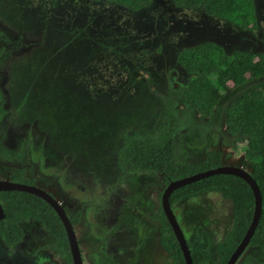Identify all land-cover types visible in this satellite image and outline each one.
Instances as JSON below:
<instances>
[{"label":"rangeland","instance_id":"obj_1","mask_svg":"<svg viewBox=\"0 0 264 264\" xmlns=\"http://www.w3.org/2000/svg\"><path fill=\"white\" fill-rule=\"evenodd\" d=\"M254 2L259 27L252 33L208 16L202 8L178 7L174 0H155L149 8L139 11L108 0H0V21L8 25L0 27V53L7 54L19 48L14 42V29L27 30L35 38H41L40 47L14 62L10 72V100L13 106L20 108L18 124L35 126L37 123L44 134L49 132L52 141L46 144L44 134L24 138L26 135L21 129L8 127L9 118L5 122L0 119L1 127L12 135L8 139L17 144L16 151L0 150V158L12 165L32 161L31 165L40 167L44 173L54 177L68 174L71 181L92 177L96 187L90 197L75 191L69 182H62L71 194L65 202L81 212L85 209V224H91L88 206L100 200L95 192L100 184L115 182L120 176L118 153L126 136L143 137L149 130L155 128L156 131L159 108L164 103L162 88L167 94L171 93L169 83L174 77L170 74L176 71L169 62L178 51L214 41L227 53L235 50L262 52L264 0ZM45 38H49L47 43H44ZM179 77L181 81L188 78L183 74ZM166 79L168 83H164ZM254 88L264 89V79L252 82L246 89L231 91L208 118L192 110L188 103L177 106L179 120L176 125L184 124L175 132L178 163L203 161L207 150L220 148L230 155L232 162L242 159L241 164L249 169L248 164L243 163L244 149L238 136L227 131L224 113L226 104L240 90ZM189 106L191 112L184 116ZM185 117L190 118L187 125ZM71 159L77 173L68 170ZM126 176L117 184L127 187L129 202L153 213L164 225L159 192L161 176L155 172H132ZM35 186L47 189L43 184ZM230 203L221 192L206 191L172 205L188 241H193L200 229L208 232L212 259L205 264L219 262L218 243L233 225ZM126 206L120 208L128 212ZM135 217L138 220V216ZM21 225L29 236L22 242L26 250L31 252L37 248L35 252L40 251L38 248L48 241L45 229L35 220ZM130 227L135 228L133 223ZM111 230L113 227H100L94 222L88 229L84 225L79 228V235L84 234L87 240L83 244L85 255L94 259V263L175 264L159 243L161 235L156 222L131 230L127 235L133 232L130 234L132 244L126 241L125 248L118 249V254L106 255L99 249L109 245ZM0 256L5 259L8 253L0 250ZM252 257L264 260V249L248 247L240 258L241 264L253 263ZM10 259L13 264L22 261L18 256ZM0 261V264L7 263ZM34 263L66 264L52 251L39 252L31 264Z\"/></svg>","mask_w":264,"mask_h":264},{"label":"trees","instance_id":"obj_2","mask_svg":"<svg viewBox=\"0 0 264 264\" xmlns=\"http://www.w3.org/2000/svg\"><path fill=\"white\" fill-rule=\"evenodd\" d=\"M117 5L139 11L149 8L155 0H108ZM178 7L202 8L204 13L232 24L234 27L255 32L258 27L254 0H174ZM177 63L189 78L169 83L170 94L162 88L163 105L159 108V134L149 130L145 136H126L118 153L121 174L115 182H122L132 172H155L168 184L191 174L221 166V151L208 150L205 160L195 163L179 162L177 141L173 132L182 126L179 120L178 101L184 99L202 116L211 117L223 98L231 91L246 89L252 82L264 79V53L235 50L227 53L214 41L181 48ZM168 83V82H164ZM167 94V95H166ZM225 124L231 135L238 136L244 149V157L250 166V174L256 180L262 194V213L249 246L264 249V89L254 88L241 91L230 99L225 107ZM188 122H186V125ZM13 174L14 182L33 184L24 176L23 170ZM221 192L224 198L232 201L233 225L227 236L218 243V264H225L231 253L242 240L253 215L254 195L250 186L241 178L230 174H217L204 178L175 190L170 196V204L189 196L206 192ZM4 219L0 221V240L13 245L21 240L23 230L20 224L27 219L40 221L48 231L49 240L43 246L58 253L66 262L72 264L69 243L63 224L43 199L21 191L0 192ZM164 215V214H163ZM165 216V215H164ZM163 216V217H164ZM153 218L158 219L155 215ZM78 215L73 223L78 222ZM161 221L160 242L176 264H185L182 251L164 217ZM167 226V227H166ZM188 246L194 264L210 262V238L200 229Z\"/></svg>","mask_w":264,"mask_h":264},{"label":"flooded vegetation","instance_id":"obj_3","mask_svg":"<svg viewBox=\"0 0 264 264\" xmlns=\"http://www.w3.org/2000/svg\"><path fill=\"white\" fill-rule=\"evenodd\" d=\"M0 19H2V18L0 17ZM7 26L8 25L3 23V22L0 23V27H2V28H7ZM14 30H13L14 42L19 45V48L15 49L12 52L7 53V54L6 53H0V113L3 114L2 116H0V119H1V122H5L9 118L8 127L11 130L16 129V128L21 129V131H23V135H26V137H24V138H28V137L32 138L33 135L39 134L41 136L44 133L40 129H38L37 123H35V126H32V125H30L28 123H24V122L22 124H18L19 114H20L18 112V110L20 108L18 109L17 107L13 106V103H11V100H10V94H9V84L11 82V73L10 72L13 69L14 64H16L14 62L19 61V58H21V57H26V56L31 55L35 49L40 47L41 44H38V41L41 38H35L34 35L32 36L31 32L27 31V30H24V31H17V30L14 31ZM29 33L31 34L32 37L29 35ZM40 35H42V34H40ZM49 38H45L44 43H47ZM35 42H37V43H35ZM260 46L263 48L262 52L264 53V40L261 41ZM256 53H258V52H256ZM177 54H176L175 58L171 62H169L170 66L176 68V71H173V73L170 74L174 77V80H173L174 85H175L174 89L177 87V85H179L178 81L181 82L179 74H183L189 78V75L184 70H182V67L177 63ZM164 74L166 76V75H168V72L165 70ZM165 81L167 82V79ZM182 81H186V80H182ZM184 102L188 103L191 106L192 110H195L192 107V105L184 99H180L178 101L177 106H179L180 104H182ZM190 106L188 108H186V112L184 113V116H187V113L191 112ZM200 116H202V115H200ZM203 117H205V116H203ZM185 118H186L187 122L189 123L188 120H190V118H187V117H185ZM205 118H208V117H205ZM160 123H161V119L159 118V113H158L157 122L155 123L156 126L154 125L156 127V131H155L156 135L159 134V128L158 127H159ZM194 123H198V122H194ZM2 127L0 125V150H1V152L3 150L4 151L5 150L16 151L17 144L14 142H11L10 139H8V138L12 137L10 131H7V129H5V127H3V129H4L3 130ZM39 131H41V132H39ZM30 132H33V134L31 135ZM44 135H45V139H46V144H51L52 141L50 139L49 132L45 131ZM173 136L175 138L174 132H173ZM233 136H236V135H233ZM220 139H222V137ZM210 150L222 152V156H221V160H220L221 164L224 163L223 165H234V166H241V167L245 168V166H243L241 164L242 159L240 161L238 160V162H235V161L232 162L231 158H229L230 155L225 154L223 149L219 148V149H210ZM207 151H206V155H207ZM244 159H245V157H244ZM244 159H243V163L248 164L247 161H245L246 159L245 160ZM31 163H32V161H29V163L17 162V164L12 165L9 162H5L0 158V180H11L13 178V174H17L16 171L23 170L24 176L33 181V184H29V185H35L36 183H39V184H43L44 186H46L47 189H44V188H42V189L50 192L52 194V196L57 201H59L60 205L63 207L65 213L67 214L68 219L70 220V222L72 223V225L74 227V231L77 235L79 246H80V249L82 252L84 264H99V263H98V261H96L97 263L96 262L94 263V261H95L94 259L89 258V257L87 258L85 255L83 244H85V242H87V240L85 239L86 237L84 234L79 235V228L83 225L86 229H88L91 226L92 222L98 223L100 225V227H102V226L106 227V228L108 226L113 227V230H111L113 233H109V236H110L109 245L105 248L102 247L99 249V251L103 254L108 255L109 253H111V254L116 255V254H118V249L121 250V249L125 248L126 241H129L130 243L132 242L130 234H133V232H131L129 235H127V233L131 231V229L126 230L127 225H124V221L122 218L126 212H124L120 208L121 205L128 203L129 191H128L127 187H125L121 184L118 185L117 182H109L106 185L100 184L98 186L99 190H95V192H97L98 195H100V200L97 203H94L92 205L89 204L88 212H90V214L88 216V220H92V221H91V224L87 225V224H85L87 219L84 220L85 209L83 210V212H81V210H77L76 207H74V206L70 207L68 205V203L65 202V201H67L68 197L71 194L67 193L68 191L63 187L62 182H69L70 184H72V186H73L72 188H74L75 191L85 193L86 195H88L90 197L94 193V188L96 187V183H94L95 181L93 180V178L91 176H90L91 179H85L83 177H78L77 181H71L68 174H64V175H61L58 177H56V176L54 177L51 174L44 173L40 169V167L39 168H38V166L35 167L34 165H31ZM248 166H249V164H248ZM72 167H75V169H77L76 165L74 164V162L71 159V166L69 167L68 170H73L74 173H77L75 171V169H73ZM245 169H247V168H245ZM250 169L251 168L249 166V169H247V170L249 171ZM36 171H37V174H36ZM114 181H116V180H114ZM161 181H162V183L159 186L160 187V196H161L164 188L167 185L164 182L162 177H161ZM98 183H100V182H98ZM160 201H161V198H160ZM75 215H78L79 220H78V222L73 223V217ZM153 216L154 215L151 216L150 220L155 219V218H153ZM29 220H35V219L30 218ZM153 220H152V222H154ZM155 220L157 221L156 224L160 229V226H161V223L159 222L160 220H158V219H155ZM35 222H38L45 229V231L48 235V231L46 230L44 225L38 220H35ZM131 223L135 224L136 222L132 221ZM141 224H142V226L145 225L144 222L142 223L139 220V223H138L136 229L139 226H141ZM20 226L22 228L21 224H20ZM115 231H117V232L115 233ZM93 234H95V233H93ZM28 238H29V236L28 235L26 236V234L23 230V236H22L21 240H19L17 243H14L13 245H6L4 241L0 240V250L6 251V253H8V257H9V258L6 257L5 259H1L2 256H0V260H5L7 262L6 264H13L11 262L10 257L18 256L19 258H22V261H17L14 264H31L32 260L34 258L38 257L39 252L48 253V251H50V252L52 251V253L57 254L62 259V257L58 253H56L55 251L50 250V249H46L43 247L47 243V241L44 242L43 246L38 248V249H40V251L35 252V250L37 249V248H35L33 251L28 252L26 250L25 245H23V243H22L24 239H28ZM48 240H49V236H48ZM159 243L161 244L160 241H159ZM88 256H90V252L88 253ZM119 260H121V259H119ZM239 260L237 261V264H241V260L240 261ZM0 263H2V262L0 261ZM261 263H264V260H262V261L258 260L255 263L251 262V264H261ZM34 264H37V263H34Z\"/></svg>","mask_w":264,"mask_h":264},{"label":"water","instance_id":"obj_4","mask_svg":"<svg viewBox=\"0 0 264 264\" xmlns=\"http://www.w3.org/2000/svg\"><path fill=\"white\" fill-rule=\"evenodd\" d=\"M217 174H230L243 179L251 188L254 195V210L251 222L235 250L231 253L225 264H237V261L243 255V253L249 247L250 240L255 232L258 222L262 213V194L260 187L256 180L251 176L250 172L241 166L234 165H221L218 167L210 168L201 172L191 174L189 176L179 178L177 180L170 181L164 188L161 195V206L165 214V217L172 229V232L179 244L180 250L184 258L185 264H194L191 256V252L188 246V240L186 239L170 204V196L172 193L186 185L197 182L204 178L211 177ZM2 191H23L36 195L47 202L60 217L63 227L65 229L67 240L69 243L70 254L72 258V264H84L82 252L79 246L77 235L74 231V227L63 207L60 205L50 192L37 187L19 182H12L9 180H0V192ZM4 217L3 208L0 205V220Z\"/></svg>","mask_w":264,"mask_h":264},{"label":"crops","instance_id":"obj_5","mask_svg":"<svg viewBox=\"0 0 264 264\" xmlns=\"http://www.w3.org/2000/svg\"><path fill=\"white\" fill-rule=\"evenodd\" d=\"M130 174V173H129ZM128 174V175H129ZM127 175V176H128ZM127 176H126V178H127ZM126 180V179H125ZM159 192H160V187H159ZM231 205H232V201H231V203H230ZM124 205H127V206H129V211L128 212H126L125 214H124V216L122 217L123 218V221H124V225H127L126 226V230H134L136 227H137V225H138V223H139V220L143 223H145V224H147V223H149V222H152V220H150L151 219V216L152 215H154L153 213H148V211H146V210H143V209H141V208H138V207H135L134 206V203H129V200H128V203H125ZM232 207H233V205H232ZM136 212V213H134L136 216H138V220H137V218L135 217V215L133 214V212ZM135 217V219H133L134 217ZM133 217V218H132ZM135 221L136 223L134 224V226H135V228H133V227H130V225H131V222L132 221ZM154 222H157L155 219L153 220ZM153 222V223H154ZM204 229V228H203ZM206 232V231H205ZM207 234H208V232H206ZM135 235V234H134ZM208 236H209V234H208ZM210 237V236H209ZM253 259H252V261H253V263L254 262H256V261H258V259L257 258H255V257H252ZM256 259V260H255Z\"/></svg>","mask_w":264,"mask_h":264},{"label":"clouds","instance_id":"obj_6","mask_svg":"<svg viewBox=\"0 0 264 264\" xmlns=\"http://www.w3.org/2000/svg\"><path fill=\"white\" fill-rule=\"evenodd\" d=\"M118 178H119V177H118ZM118 178H117V179H118ZM114 180H116V179H114ZM9 181H12V182H14L12 179H11V180H9ZM24 184H26V183H24ZM28 185H29V184H28ZM32 186H35V185H32ZM37 187H38V186H37ZM2 192H3V191H2ZM21 192H23V191H21ZM26 193H28V192H26ZM30 194H31V193H30ZM33 195H34V194H33ZM35 196H36V195H35ZM0 205H1V206H2V208H3V205H2V203H1V202H0ZM3 212H4V210H3ZM4 216H5V214H4ZM3 218H4V217H3ZM3 218H2V219H3ZM2 219H1V220H2ZM1 220H0V221H1ZM27 220H29V219H27ZM27 220H25V221H27ZM25 221H23V222H25ZM23 222H22V223H23ZM22 223H21V224H22Z\"/></svg>","mask_w":264,"mask_h":264}]
</instances>
